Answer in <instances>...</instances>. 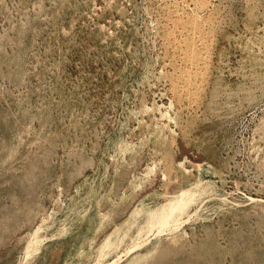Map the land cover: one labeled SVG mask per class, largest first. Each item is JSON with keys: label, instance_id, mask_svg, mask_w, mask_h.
Returning a JSON list of instances; mask_svg holds the SVG:
<instances>
[{"label": "rangeland", "instance_id": "rangeland-1", "mask_svg": "<svg viewBox=\"0 0 264 264\" xmlns=\"http://www.w3.org/2000/svg\"><path fill=\"white\" fill-rule=\"evenodd\" d=\"M0 264H264V0H0Z\"/></svg>", "mask_w": 264, "mask_h": 264}]
</instances>
